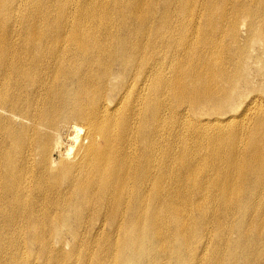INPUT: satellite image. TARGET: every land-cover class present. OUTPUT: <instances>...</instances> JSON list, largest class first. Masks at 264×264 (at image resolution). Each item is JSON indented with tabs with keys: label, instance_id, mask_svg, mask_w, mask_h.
<instances>
[{
	"label": "bare ground",
	"instance_id": "6f19581e",
	"mask_svg": "<svg viewBox=\"0 0 264 264\" xmlns=\"http://www.w3.org/2000/svg\"><path fill=\"white\" fill-rule=\"evenodd\" d=\"M0 264H264V0H0Z\"/></svg>",
	"mask_w": 264,
	"mask_h": 264
},
{
	"label": "rangeland",
	"instance_id": "374dc122",
	"mask_svg": "<svg viewBox=\"0 0 264 264\" xmlns=\"http://www.w3.org/2000/svg\"><path fill=\"white\" fill-rule=\"evenodd\" d=\"M56 157V156H55Z\"/></svg>",
	"mask_w": 264,
	"mask_h": 264
}]
</instances>
